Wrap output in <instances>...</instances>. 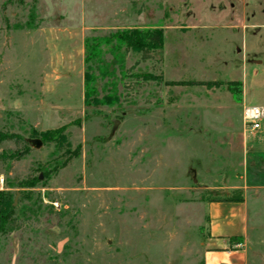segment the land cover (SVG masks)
Masks as SVG:
<instances>
[{
    "label": "rangeland",
    "instance_id": "obj_1",
    "mask_svg": "<svg viewBox=\"0 0 264 264\" xmlns=\"http://www.w3.org/2000/svg\"><path fill=\"white\" fill-rule=\"evenodd\" d=\"M133 29L161 46L109 39ZM254 105L264 0H0V131L23 140L0 142L14 207L0 264H199L205 205L238 192L261 226L264 138L241 116Z\"/></svg>",
    "mask_w": 264,
    "mask_h": 264
},
{
    "label": "crops",
    "instance_id": "obj_2",
    "mask_svg": "<svg viewBox=\"0 0 264 264\" xmlns=\"http://www.w3.org/2000/svg\"><path fill=\"white\" fill-rule=\"evenodd\" d=\"M258 132L264 138V126ZM242 197L241 202L212 201L205 205L207 226L199 264H264V234H259L264 221L259 226L258 219L250 220V211L256 208L247 202L245 193Z\"/></svg>",
    "mask_w": 264,
    "mask_h": 264
},
{
    "label": "trees",
    "instance_id": "obj_3",
    "mask_svg": "<svg viewBox=\"0 0 264 264\" xmlns=\"http://www.w3.org/2000/svg\"><path fill=\"white\" fill-rule=\"evenodd\" d=\"M156 37H157L156 39L158 42L154 44V42H152L153 36L150 31H142L138 29H133V30H125L119 33H115L114 35L110 36L109 39L115 38L120 44H124L125 48L146 54L151 49L161 46V40H162L161 34L159 33ZM92 81H93L92 76L85 75L84 77V85H85L84 105L86 106L89 104V100L92 96L91 93L94 90L92 86H90ZM203 85L209 86L210 84L205 83ZM95 103H98V101L96 100ZM55 132L56 131L44 132V133L38 134V136L43 141L47 142L51 140V135H53ZM4 141H13L14 143H18L23 140L16 134L4 133L0 131V142H4ZM28 152H29V147L28 145H25L22 148V150L12 152L10 155H8L7 158L10 160H20ZM78 154H79V148H76L72 152L65 153V155H68V158L62 162L59 168L65 167V165H67V163L71 159L76 158ZM38 181H39L38 178H34L30 181H24L21 183L20 187L30 188V187H33L36 183H38ZM242 200L243 198L238 192V193L231 195L228 198L221 199V200H214V201L241 202ZM13 216H14V207H13V202L10 200V194L8 192L0 191V234L4 235L8 231V227L10 223L13 221ZM232 241L240 242L241 239L233 238Z\"/></svg>",
    "mask_w": 264,
    "mask_h": 264
},
{
    "label": "built area",
    "instance_id": "obj_4",
    "mask_svg": "<svg viewBox=\"0 0 264 264\" xmlns=\"http://www.w3.org/2000/svg\"><path fill=\"white\" fill-rule=\"evenodd\" d=\"M242 124L244 132L254 133L261 128V123L264 120V107L260 106H245L242 109ZM57 207V203L53 204Z\"/></svg>",
    "mask_w": 264,
    "mask_h": 264
}]
</instances>
